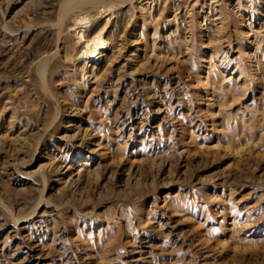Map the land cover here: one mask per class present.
Wrapping results in <instances>:
<instances>
[{
	"label": "rangeland",
	"instance_id": "rangeland-1",
	"mask_svg": "<svg viewBox=\"0 0 264 264\" xmlns=\"http://www.w3.org/2000/svg\"><path fill=\"white\" fill-rule=\"evenodd\" d=\"M0 264H264V0H0Z\"/></svg>",
	"mask_w": 264,
	"mask_h": 264
},
{
	"label": "bare ground",
	"instance_id": "bare-ground-1",
	"mask_svg": "<svg viewBox=\"0 0 264 264\" xmlns=\"http://www.w3.org/2000/svg\"><path fill=\"white\" fill-rule=\"evenodd\" d=\"M80 5H81V3L78 4V5H75L71 9L67 10L66 13L64 14V17L63 18L68 17L72 12H74L77 9H80L81 10L82 9L81 8L82 5L81 6ZM103 6H104L103 10H105V9H110L111 10V9H114L115 4L113 5V3H106ZM84 11H85V8H83L80 11L81 14L79 16L78 15L76 16V19H77L78 24L85 25V24L89 23V19H87L84 16V13H83ZM65 21L66 20H62L61 21L62 22L61 25H63ZM78 35L80 36L81 39H85V35L84 34L78 33ZM87 45L90 48V57L92 58V57H94L96 55H101V52H100L101 49H104L105 47H107L108 46V42L102 36V33H100L92 41L88 42Z\"/></svg>",
	"mask_w": 264,
	"mask_h": 264
}]
</instances>
